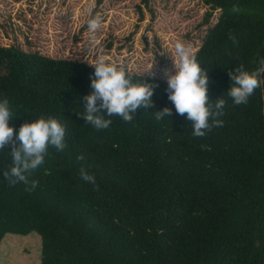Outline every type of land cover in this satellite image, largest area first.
I'll return each mask as SVG.
<instances>
[{
	"label": "trees",
	"instance_id": "16d2710c",
	"mask_svg": "<svg viewBox=\"0 0 264 264\" xmlns=\"http://www.w3.org/2000/svg\"><path fill=\"white\" fill-rule=\"evenodd\" d=\"M203 2L206 21L220 12L194 52L209 99L226 107L222 126L202 138L175 112L166 80L114 62L125 38L102 22L90 36L93 16L58 57L42 54L36 30L19 34L10 16L0 18V100L14 112V138L41 115L66 128V148L49 147L32 191L5 180L10 145L0 149V264H264V85L244 105L227 96L228 71L253 70L264 57V0ZM99 55L154 85V109H172L170 121L141 108L132 122L110 117L108 129L86 124L77 113ZM81 167L98 187L81 179Z\"/></svg>",
	"mask_w": 264,
	"mask_h": 264
},
{
	"label": "clouds",
	"instance_id": "9594fccd",
	"mask_svg": "<svg viewBox=\"0 0 264 264\" xmlns=\"http://www.w3.org/2000/svg\"><path fill=\"white\" fill-rule=\"evenodd\" d=\"M233 11H238L236 6ZM90 36L101 26L99 16H93L86 21ZM173 60L174 71L165 70L168 100L174 105L175 112L191 122L192 136L205 137L213 128L221 127L226 101L224 98L209 99L208 84L210 78L207 69L198 62L195 52L190 45L177 40L174 44ZM258 66L248 70L243 64L228 71L231 85L227 90V96L235 106L247 104L249 97L257 88L264 85V57L258 58ZM93 76H90L92 92L83 97L84 111L77 113L86 124H90L96 130L108 129L112 123L109 119L118 116L124 122H132L138 109H153L155 121L160 122L172 116V109L164 107L155 110L151 99L154 85L142 80L133 81L122 67L111 63L104 55H99L93 63ZM145 71L149 75L154 73ZM106 112L107 116L101 114ZM14 112L10 110L7 98L0 100V149L10 145L12 163L3 172L5 180L12 186L23 183L32 191L38 186V181L31 179L35 170L45 162L49 147L61 152L66 148L65 126L54 116H43L32 122L23 123L14 138V129L8 124ZM17 141L19 143H17ZM202 150H208L206 145L200 146ZM78 160L84 156L79 155ZM83 181L98 187L95 176L81 167L79 170Z\"/></svg>",
	"mask_w": 264,
	"mask_h": 264
},
{
	"label": "rangeland",
	"instance_id": "374dc122",
	"mask_svg": "<svg viewBox=\"0 0 264 264\" xmlns=\"http://www.w3.org/2000/svg\"><path fill=\"white\" fill-rule=\"evenodd\" d=\"M207 10L203 0H0V18L10 16L19 34L36 30L44 55H64L84 20L99 16L116 37L126 39L114 62L141 74H149L145 71L152 64L149 71L164 80L165 70L174 71L175 42L180 40L195 51L217 22L219 8L206 21Z\"/></svg>",
	"mask_w": 264,
	"mask_h": 264
},
{
	"label": "water",
	"instance_id": "95a60500",
	"mask_svg": "<svg viewBox=\"0 0 264 264\" xmlns=\"http://www.w3.org/2000/svg\"><path fill=\"white\" fill-rule=\"evenodd\" d=\"M263 113H264V106H263Z\"/></svg>",
	"mask_w": 264,
	"mask_h": 264
}]
</instances>
